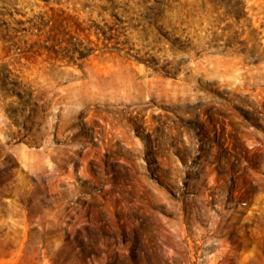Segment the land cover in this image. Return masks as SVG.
Here are the masks:
<instances>
[{
    "label": "rangeland",
    "instance_id": "1",
    "mask_svg": "<svg viewBox=\"0 0 264 264\" xmlns=\"http://www.w3.org/2000/svg\"><path fill=\"white\" fill-rule=\"evenodd\" d=\"M0 264H264V0H0Z\"/></svg>",
    "mask_w": 264,
    "mask_h": 264
}]
</instances>
